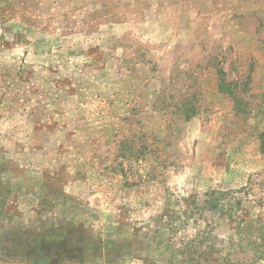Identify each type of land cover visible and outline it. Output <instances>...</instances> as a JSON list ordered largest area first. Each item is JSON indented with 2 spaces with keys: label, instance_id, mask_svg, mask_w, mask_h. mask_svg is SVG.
Here are the masks:
<instances>
[{
  "label": "rangeland",
  "instance_id": "1",
  "mask_svg": "<svg viewBox=\"0 0 264 264\" xmlns=\"http://www.w3.org/2000/svg\"><path fill=\"white\" fill-rule=\"evenodd\" d=\"M262 134L264 0H0V264H264Z\"/></svg>",
  "mask_w": 264,
  "mask_h": 264
},
{
  "label": "trees",
  "instance_id": "2",
  "mask_svg": "<svg viewBox=\"0 0 264 264\" xmlns=\"http://www.w3.org/2000/svg\"><path fill=\"white\" fill-rule=\"evenodd\" d=\"M217 74L219 76V79L217 81V90L219 93L227 94L231 98H236V95L233 92V89H231V82H226L224 78V73L221 71H217ZM264 136V134H262ZM262 136H259V140L261 142L260 150L262 153H264V139Z\"/></svg>",
  "mask_w": 264,
  "mask_h": 264
}]
</instances>
